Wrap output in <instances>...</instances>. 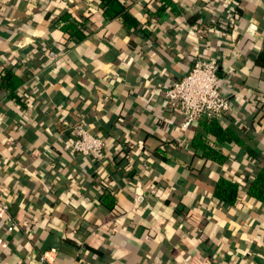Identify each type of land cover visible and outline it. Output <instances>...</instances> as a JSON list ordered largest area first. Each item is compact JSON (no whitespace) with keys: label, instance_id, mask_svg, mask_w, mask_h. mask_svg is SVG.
I'll return each instance as SVG.
<instances>
[{"label":"crops","instance_id":"obj_1","mask_svg":"<svg viewBox=\"0 0 264 264\" xmlns=\"http://www.w3.org/2000/svg\"><path fill=\"white\" fill-rule=\"evenodd\" d=\"M198 52L231 98L224 141L207 118L183 130L159 91ZM261 109L264 0H0V184L20 227L0 220V264H264V203L246 192ZM62 121L103 154L65 151ZM221 178L234 203L214 196Z\"/></svg>","mask_w":264,"mask_h":264},{"label":"built area","instance_id":"obj_2","mask_svg":"<svg viewBox=\"0 0 264 264\" xmlns=\"http://www.w3.org/2000/svg\"><path fill=\"white\" fill-rule=\"evenodd\" d=\"M196 37L202 39L207 33V25L194 27ZM50 58L55 59L57 55L50 53ZM219 63L215 59H202L197 53L193 61V66L189 73L182 79L173 82L165 89H159L163 93L166 105L169 109L176 111L181 116V128L185 131L192 128L201 118L220 119L231 108L230 96L221 92L219 85ZM25 95V94H24ZM27 99V96H25ZM60 134L65 128L72 133V141L64 145V150L80 156H93L99 158L105 150V140L90 132L87 126L78 122L70 125L67 121L61 122ZM131 148V147H129ZM4 186L0 184V220L8 224V231L19 230L18 223L11 218L9 213V203ZM145 201V194L140 192L135 195V205H140ZM29 238H31L29 236ZM42 260H48L47 254ZM191 264H200L197 261Z\"/></svg>","mask_w":264,"mask_h":264},{"label":"trees","instance_id":"obj_3","mask_svg":"<svg viewBox=\"0 0 264 264\" xmlns=\"http://www.w3.org/2000/svg\"><path fill=\"white\" fill-rule=\"evenodd\" d=\"M109 7L112 10H116L117 12H120L122 10V6L120 5V3L114 2V3H110ZM204 25H209L208 23H205ZM218 62V61H217ZM222 94L226 95V93L220 89ZM17 99H19V101L23 98L24 99V95L23 96H19L18 93L16 94ZM25 100V99H24ZM263 107V106H262ZM261 113L264 112L263 109L260 110ZM210 126V132H213L216 136H218L219 140L224 141L227 140L228 137L230 135L226 134V132H224V130H222V128L217 124V120L218 119H214V118H207ZM198 123V122H197ZM197 123H195L193 126L197 125ZM192 126V127H193ZM232 137V136H230ZM193 145L195 147H199L201 145V142L198 141L197 139L194 140ZM128 148V146H126ZM124 149L121 148L120 151H123ZM258 165L254 168V173H255V177L253 178V180H250L249 185L247 186L246 192L251 196L254 197L255 199L259 200L260 202L264 203V161L262 160L261 162L259 161L257 163ZM239 192V188L238 185L234 182H232L230 180V178H221L215 188L214 191V196L225 202V203H234L236 200V197L238 195Z\"/></svg>","mask_w":264,"mask_h":264}]
</instances>
